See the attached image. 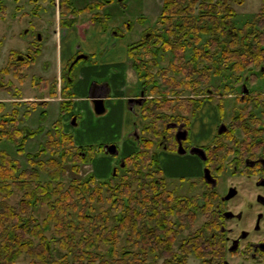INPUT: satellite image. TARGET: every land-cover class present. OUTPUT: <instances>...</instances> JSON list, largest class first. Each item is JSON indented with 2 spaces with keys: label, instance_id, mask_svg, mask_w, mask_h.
Returning a JSON list of instances; mask_svg holds the SVG:
<instances>
[{
  "label": "trees",
  "instance_id": "1",
  "mask_svg": "<svg viewBox=\"0 0 264 264\" xmlns=\"http://www.w3.org/2000/svg\"><path fill=\"white\" fill-rule=\"evenodd\" d=\"M111 1L97 0L78 9L71 0H60V25L63 28L71 27L78 14L100 9ZM242 1L162 0L156 25L161 30H151L142 39L128 45V56L144 90V99L139 105L143 123L138 135L139 149L120 159L121 165L117 175H114L117 182L112 183L110 178L98 180L89 174L84 179L71 180L66 185L61 180L65 175L63 163L69 157L76 165L90 161L95 148L76 146L71 134L59 130L55 131L56 137L48 136L39 153H28L29 166L26 168H21L17 159L0 150V264H15L23 254L29 258L28 264H94L96 261L106 264V260L100 259L95 250L102 244H110L112 254L117 255L122 234L126 245L117 260L120 264H143L142 256L151 247L161 249L165 254L170 252L176 235L184 227L192 225L196 212L203 206H198L194 197L173 196L172 190L168 189L169 180L161 167L158 149L165 146L176 151L175 128L168 127L169 124H182L189 131L190 117L174 112H191L192 115L202 101L195 102L191 97L177 96L180 92L191 90L193 86L208 83L212 66L201 65L204 61L216 62L213 76L220 74L223 69L241 71L264 62V12L256 14L253 21L246 22L243 27H236L232 3L241 4ZM90 20L103 22L97 14ZM257 25L262 30L255 32L253 28ZM205 34L208 37L202 42ZM251 37L256 38L255 44H251ZM188 49H192V53L186 58ZM39 52V42H35L27 53L11 50L1 72L25 76L24 71L35 61ZM166 53L170 57L168 66L153 72L154 67L158 66V58L163 59ZM218 53L221 55L219 60H214ZM75 56L62 72L65 82L62 112L72 109L68 88L73 79V66L70 65ZM170 72L181 74V78L177 79ZM156 75L161 77L162 84L169 90L173 89L174 97H160L165 95L166 90H161ZM39 79V83H46ZM11 86L13 83L10 82L8 87ZM148 93L155 96L148 99ZM3 110L4 104L0 102V140H10L22 150L25 140L40 129L31 132L18 128L15 112L11 117L12 126L7 129L9 120L5 119L7 115L2 114ZM56 124L54 129L58 127ZM186 139L187 142L188 137ZM61 147L63 151L59 152ZM47 151L52 156L41 158V154ZM54 154H59V158ZM73 168L79 170L77 166ZM44 174L48 180H42L41 175ZM145 176L149 179L146 180ZM140 181L141 187L135 188L133 183ZM105 190L110 193L111 208L114 209V205L121 208V212L113 219L108 210L103 208L94 215L91 202L101 201ZM14 192H19L21 197L15 203H10L8 198ZM38 207L46 208L41 220L32 213ZM172 214L180 222L178 228H174L171 221L167 220ZM155 220L160 230L150 226V222ZM48 233H51L50 237ZM198 234L194 237L191 235L182 243L180 249L184 256L195 253L204 257L209 254L208 236ZM141 243V250L135 252L134 248ZM56 250L62 252L57 258L54 256ZM69 255L74 257V262Z\"/></svg>",
  "mask_w": 264,
  "mask_h": 264
},
{
  "label": "rangeland",
  "instance_id": "2",
  "mask_svg": "<svg viewBox=\"0 0 264 264\" xmlns=\"http://www.w3.org/2000/svg\"><path fill=\"white\" fill-rule=\"evenodd\" d=\"M56 7H59L60 0H0V102L4 104V110L2 114L7 115L5 119L9 120L6 127L9 129L12 125L11 117H17L18 128L26 129L28 131L36 132L34 135L28 137L24 144L23 149L19 150L15 143L10 140H0V150L6 151L11 157L17 159L20 162L21 168L29 166L27 155L39 153L40 147L45 145L48 136L56 137L55 131L63 132L64 134H72L75 142L82 146H92L95 148L92 159L90 161L76 163L72 162V159L67 158L63 163L65 169V175L61 178L66 185H69L71 180L84 179L89 174L95 175L98 180L112 179V183L117 182L115 174L119 170L120 157L124 151L122 144L128 141L129 137L126 134L116 132L96 133V131H90L92 125L82 124L81 119H74L75 111L73 108H69L64 112L61 111V101L47 99L44 101H31L32 98L51 97L49 90H45L41 87L40 77L49 78L53 80L58 71L56 68L57 48L54 31L57 30L56 26ZM76 8L81 9L91 2L97 0H71ZM232 7L236 13L233 23L236 27H243L246 22L253 21L256 14L264 12V0H243L241 4L232 3ZM162 9V0H112L105 3L100 9H94L97 12V16L101 17L103 22V29L106 31H115L117 34L122 35L121 38L127 39L129 42H136L144 37L145 34L151 30H161V27H157V20ZM99 14V15H98ZM61 16V15H60ZM89 13H80L76 17L78 22L87 21ZM62 19V18H61ZM258 26V25H257ZM159 28V29H158ZM251 28V27H249ZM258 28V29H257ZM256 31L262 30L261 27L253 28ZM84 30V29H83ZM82 39L86 36L91 38L94 36L92 29L88 31L85 36L79 35ZM40 37V40L38 38ZM208 35L202 36V42L207 39ZM242 37V36H241ZM241 39V38H240ZM40 42V52L36 55L35 61L31 63L24 71L25 76L14 75L12 72L8 74L2 73L1 69L5 67L7 63L9 53L11 50L27 53L30 47L35 42ZM256 38L251 37V44H255ZM102 53V52H101ZM104 53V52H103ZM192 53V49L186 51V58ZM75 58L81 53L75 54ZM83 55V54H82ZM98 56H100L98 54ZM218 53L216 59L220 57ZM170 57L167 53L163 59L158 58V66H155L153 72H156L158 68L168 66ZM216 62L213 60L204 61L201 65L212 66L210 73V80L208 83H201L197 86H193L188 90L180 92L177 97H191L195 102L202 101L200 107L196 109V112L192 115L190 113H183L181 111L174 112L175 114L186 115L190 117L188 141L185 143V147L198 146L210 144L212 142L225 139L224 134H218V123L224 122L227 126L231 123V114L233 107L236 104L238 90L240 84L244 82L246 75H252L249 79L252 80L253 75L257 78L255 82L248 79L245 84L254 89H264V74L261 72V68H264V62L258 66L251 65L241 71H233L223 69L220 74L213 76V70ZM255 72V73H252ZM174 75L177 79L181 78V74L169 73ZM156 79L159 82L161 90H166L165 95L169 98L174 97L173 89L161 82V77L156 75ZM13 83V86L8 85ZM17 92V93H15ZM56 96V94H55ZM148 99L152 96L146 94ZM221 104V106H219ZM225 111V116L224 112ZM170 114V113H169ZM57 123V124H56ZM54 124L58 127L54 129ZM178 125V124H177ZM113 127V126H112ZM176 129V128H175ZM26 133V131H23ZM103 134V135H102ZM139 135V132L137 133ZM17 139H20L17 137ZM230 142L226 143L228 146ZM109 145L117 147V154H110L104 151V148ZM138 145L136 144V147ZM176 146V145H175ZM102 147L101 149H99ZM224 148H226L224 146ZM136 149V148H134ZM63 151V148L58 149ZM160 156V163L165 176L168 178V189L173 192V196H188L194 197L200 210L196 212V217L192 225L184 227V229L176 235L175 240L172 243L171 250L168 254L161 249H149L145 256H142L143 264H206V258L191 253L187 257L183 255L180 247L184 243L186 238L199 235L208 236L210 234V228L207 226L208 214H210L211 201L208 199L213 197L211 192L207 191L202 182V163L199 156L195 153H191L189 150L185 154H180L171 148L158 149ZM57 153V152H56ZM50 155L49 151L41 154V158L47 159ZM59 158V154H54ZM231 158V157H227ZM226 158V159H227ZM90 164L94 165L96 171L93 173L90 170ZM73 166H77L79 170H75ZM225 164L223 168L225 169ZM201 174V175H200ZM117 175V174H116ZM226 176V175H225ZM223 176V177H225ZM146 180L149 177L145 176ZM221 177V178H223ZM42 180H48L46 174L41 175ZM96 182H99V181ZM142 181V180H141ZM140 183L134 182L135 188L141 187ZM194 182V183H191ZM223 182V181H222ZM229 182V181H228ZM226 183V182H225ZM99 185V183H97ZM224 186V183H221ZM221 186L217 188L219 191ZM110 193L104 191L102 193L101 201H92L91 204L94 207V215L101 212L102 208L107 209L111 219L121 212V208L114 205V209L111 208V202L109 201ZM21 194L14 192L11 197L8 198L10 203H15L19 200ZM236 203V200H233ZM206 204V205H205ZM238 205V203H237ZM111 208V209H110ZM207 208V209H206ZM208 210V211H207ZM46 212L45 207H38L33 214L38 216L41 220L44 218ZM167 220L171 221L174 228H178L180 222L175 214L169 215ZM159 221V219H157ZM150 222V226L155 229L160 228L157 222ZM150 227V228H151ZM194 234V235H193ZM51 233H48V236ZM50 237V236H49ZM126 245L125 236L122 234L119 237V244L117 245L118 254L113 255L110 250V244H102L95 250L100 259L106 260V264H120L117 262L125 251ZM142 243L139 247H135V252L141 250ZM61 251L56 250L54 256L57 258ZM186 257V258H184ZM69 258L74 262V257L69 255ZM28 257L23 254L15 262V264H28ZM77 264V262H74ZM94 264H98L96 261Z\"/></svg>",
  "mask_w": 264,
  "mask_h": 264
},
{
  "label": "flooded vegetation",
  "instance_id": "3",
  "mask_svg": "<svg viewBox=\"0 0 264 264\" xmlns=\"http://www.w3.org/2000/svg\"><path fill=\"white\" fill-rule=\"evenodd\" d=\"M260 70L264 74V68ZM250 76L246 75L237 91L231 123L227 126L220 121L217 125L218 134H224L225 139L186 148L187 130L182 141L185 153L193 147L202 149L201 154H197L202 163L200 175L206 190L214 194L208 199L211 211L207 226L211 232L209 254L203 257L206 264H264V89L251 90L245 84ZM255 80L253 75L251 81ZM179 126L185 129L182 124L168 125L176 128V152L175 135ZM225 142H230L229 147ZM224 164L225 169H221ZM233 200L236 203L232 204Z\"/></svg>",
  "mask_w": 264,
  "mask_h": 264
},
{
  "label": "crops",
  "instance_id": "4",
  "mask_svg": "<svg viewBox=\"0 0 264 264\" xmlns=\"http://www.w3.org/2000/svg\"><path fill=\"white\" fill-rule=\"evenodd\" d=\"M53 5L56 8L57 30L54 34L58 73L53 80L40 77L46 82L40 86L46 91L49 90L51 97L32 98L31 101L39 100L45 103L47 99L62 101L64 99L62 89L65 86L62 72L75 54H83L85 57H81L72 65L73 79L68 88L71 94L69 100L75 111L74 119H81L80 126L84 123L92 125L90 131L99 134H105L106 130H109L107 133L118 131L128 135V141L122 144L124 151L120 159L124 158L139 149L137 133L143 123L139 107L142 100L140 92L143 88L127 52V47L132 42L121 38L122 35L113 30L110 32L104 30L102 22H91V17L97 13L95 11L83 12L89 13L87 21L78 22L75 17L76 21L71 27L63 28L60 25L59 7L54 3ZM90 29L94 36L89 39L85 35ZM79 35L85 37L82 39ZM39 44L42 45L40 42ZM95 99L102 100L100 112L96 110ZM73 142L76 146H82L78 145L74 138ZM90 170L92 173L96 171L95 164H90Z\"/></svg>",
  "mask_w": 264,
  "mask_h": 264
},
{
  "label": "water",
  "instance_id": "5",
  "mask_svg": "<svg viewBox=\"0 0 264 264\" xmlns=\"http://www.w3.org/2000/svg\"><path fill=\"white\" fill-rule=\"evenodd\" d=\"M119 1H121V0H119ZM38 39H40V37H39ZM81 57H85V56L82 55V54L79 55V56H77V57L73 60V62H71V65H70V66H72V65H73L77 60H79ZM140 96H141V99L144 98V90H143V89H142L141 92H140ZM94 103H95V106H96V110H97L98 112L102 111V100H101V99H95V100H94ZM186 136H187V130L182 129V128H180V126H179V127H178V130H177V132H176L175 138H176V140H177V142H178V152H179L180 154H183V153H185V151H186V150L183 148V146H182V141L186 138ZM104 151L107 152V153H110V154H115V153L117 152V149H116V147H115L114 145H109V146H106V147L104 148ZM190 152H191V153H195V154H199V155H200L201 152H202V149L199 148V147H193V148L190 149ZM204 174H205V177H206V178H207V175L209 176V172H208L207 169L204 171ZM232 194H233V191H232L231 193L228 194V197H230Z\"/></svg>",
  "mask_w": 264,
  "mask_h": 264
}]
</instances>
